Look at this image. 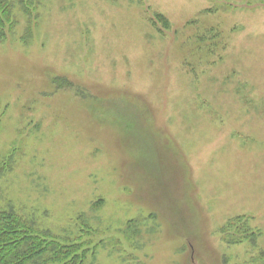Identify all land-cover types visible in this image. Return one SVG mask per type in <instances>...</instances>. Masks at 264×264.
<instances>
[{"label":"rangeland","instance_id":"374dc122","mask_svg":"<svg viewBox=\"0 0 264 264\" xmlns=\"http://www.w3.org/2000/svg\"><path fill=\"white\" fill-rule=\"evenodd\" d=\"M14 2L0 206L85 264H259L264 0ZM239 216L257 245L224 238Z\"/></svg>","mask_w":264,"mask_h":264},{"label":"trees","instance_id":"16d2710c","mask_svg":"<svg viewBox=\"0 0 264 264\" xmlns=\"http://www.w3.org/2000/svg\"><path fill=\"white\" fill-rule=\"evenodd\" d=\"M21 5L30 14V7ZM14 6V0H0V41L5 39L8 25L14 24ZM12 157L0 155V179L13 171ZM243 221L240 216L231 219L223 228L224 238L229 244L248 240L257 245L259 233ZM87 252L88 249H82L78 237L43 228L11 204L0 206V264H85ZM258 254L259 264H264V249Z\"/></svg>","mask_w":264,"mask_h":264}]
</instances>
